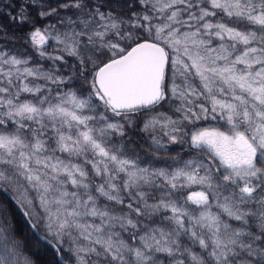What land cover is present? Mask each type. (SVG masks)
Masks as SVG:
<instances>
[{
    "label": "snow or ice",
    "instance_id": "6c2138e0",
    "mask_svg": "<svg viewBox=\"0 0 264 264\" xmlns=\"http://www.w3.org/2000/svg\"><path fill=\"white\" fill-rule=\"evenodd\" d=\"M29 243L264 264V0H0V264Z\"/></svg>",
    "mask_w": 264,
    "mask_h": 264
},
{
    "label": "trees",
    "instance_id": "16d2710c",
    "mask_svg": "<svg viewBox=\"0 0 264 264\" xmlns=\"http://www.w3.org/2000/svg\"><path fill=\"white\" fill-rule=\"evenodd\" d=\"M127 9H125V13H127ZM28 31V30H27ZM21 32L20 30L14 29L13 27H10L8 25V32H9V39L14 40L19 43H23L24 34L27 32ZM138 142L144 143L143 141H140V137L138 135ZM175 156L169 153L168 156H161V157H171ZM19 223H23L24 225V231L23 235H18L17 239H19L22 242H30L33 238V232L27 228L26 222L23 220V218H19V214H16ZM20 227V225H19ZM25 254L30 255L34 260L38 261V264H42V258L48 255L49 257H52L51 249H48L45 251V246L41 243H29L28 248L24 249Z\"/></svg>",
    "mask_w": 264,
    "mask_h": 264
},
{
    "label": "rangeland",
    "instance_id": "374dc122",
    "mask_svg": "<svg viewBox=\"0 0 264 264\" xmlns=\"http://www.w3.org/2000/svg\"><path fill=\"white\" fill-rule=\"evenodd\" d=\"M10 27H13L14 29L20 30L21 32L27 31V28H20L19 26H15V25H10ZM12 44H15L17 46H22L23 45V43H19V42H16L14 40H10L9 46H12ZM69 59H71V58H69ZM42 63H45L46 64L47 62L44 61ZM211 123L213 125L215 124V122H211ZM204 126H210V125H209L208 122H204ZM137 137H138V135L135 136L134 139L138 142V138ZM170 149H177L178 150L179 149V145H170ZM169 153L172 154V155H175V156H177L179 154L178 151H170ZM171 157H167V158L160 157V159L161 160H170ZM193 190H195V189H193ZM19 225H20V228H22L23 231H24V225H23V223H19ZM50 259H52V257H49L48 255H46L45 257L42 258V261L44 262V261H47V260H50Z\"/></svg>",
    "mask_w": 264,
    "mask_h": 264
}]
</instances>
